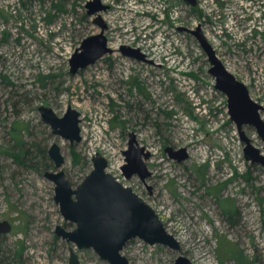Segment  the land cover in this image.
<instances>
[{
    "label": "rangeland",
    "instance_id": "rangeland-1",
    "mask_svg": "<svg viewBox=\"0 0 264 264\" xmlns=\"http://www.w3.org/2000/svg\"><path fill=\"white\" fill-rule=\"evenodd\" d=\"M89 0H0V256L9 264H68L70 249L80 264H109L92 248H78L57 236L64 220L54 200V171L48 147L64 158L58 170L75 187L92 170V157L106 158V171L146 201L180 250L129 240L121 253L130 264H174L181 254L192 264H264V170L243 156L244 143L230 120L227 97L214 87L210 63L194 35L200 25L224 66L246 84L264 107V0H101L109 7L87 13ZM113 49L70 72L69 59L82 40L100 32ZM127 45L145 59L124 55ZM63 116L79 112L80 141L54 134L38 108ZM264 120V110L260 111ZM34 151L45 149L48 167L17 161L8 151L16 139ZM21 130V136L19 135ZM252 144L264 150L252 126ZM150 152L151 175L142 181L122 171L123 151ZM185 148L178 162L166 147ZM34 155V154H33ZM237 220L231 224L220 202ZM18 252L19 256H15ZM15 256V257H14ZM22 262V263H20Z\"/></svg>",
    "mask_w": 264,
    "mask_h": 264
},
{
    "label": "water",
    "instance_id": "water-1",
    "mask_svg": "<svg viewBox=\"0 0 264 264\" xmlns=\"http://www.w3.org/2000/svg\"><path fill=\"white\" fill-rule=\"evenodd\" d=\"M184 1L191 6L196 5V0ZM85 6L89 15L109 7L101 0H89ZM94 23L100 27V32L84 38L75 49L69 59L71 73H76L78 69L85 68L103 55L113 52L107 45L104 35L107 24L100 14L96 15ZM182 29L196 37L207 55L210 63L208 72L214 77V87L226 95L229 118L235 123L240 140L244 143V159L250 163L260 164L264 170V150L252 144L244 130V126H252L261 138L264 149V120L260 115L264 107L250 97L246 84L224 66L200 25L194 29ZM119 50L124 55L145 59L144 53L136 48L121 45ZM38 110L42 121L50 126L54 134L62 136L70 143L81 140L78 111L68 107L63 116H58L47 106H40ZM134 144L136 141L131 135L128 148L123 151L125 163L122 171L126 178L136 174L144 181L151 175L145 163L150 157V152L141 146L135 147ZM164 150L170 158L178 162L188 156L184 147L174 149L168 146ZM47 154L57 170L45 171L44 176L55 185L54 200L64 220L74 224L70 230L57 225L55 229L57 236L74 243L78 248H92L109 264H130L121 251L133 238H139L149 245L160 244L175 251L180 250V243L166 230L156 211L131 187L123 185L106 171L108 163L105 157L96 153L92 157V170L73 187L64 171L58 170L64 162L58 144L53 142L48 147ZM10 230L11 224L8 221H0L1 234H8ZM68 264H80L72 248ZM174 264L192 263L187 257L179 254Z\"/></svg>",
    "mask_w": 264,
    "mask_h": 264
},
{
    "label": "trees",
    "instance_id": "trees-1",
    "mask_svg": "<svg viewBox=\"0 0 264 264\" xmlns=\"http://www.w3.org/2000/svg\"><path fill=\"white\" fill-rule=\"evenodd\" d=\"M18 123H13L12 125V135L14 136V138L16 139V143L14 145V149L17 147V146H21L17 148V151L14 152V151H8L9 153H11V155L14 156V158L17 160V161H22L23 163H26L28 165H36V166H39L40 164L43 163L44 165V168H47L48 167V163H47V156H46V153H45V149L44 148H41L39 146H35L34 147V151H30V147H26L25 145L21 144V141H20V137L17 139L15 137V134H14V131L16 130V127H17ZM19 135L21 136V130L19 129ZM34 154V155H33ZM227 206H230L227 202V200H222L220 202V207L223 209V214L227 217V220L231 223V224H234L237 220L234 219V215L236 214V210L234 208H230L228 210V208H226ZM15 256H19V253L16 252L15 253ZM14 256V257H15ZM0 263L1 264H9L5 259L4 257L0 256ZM22 263V262H20Z\"/></svg>",
    "mask_w": 264,
    "mask_h": 264
},
{
    "label": "bare ground",
    "instance_id": "bare-ground-1",
    "mask_svg": "<svg viewBox=\"0 0 264 264\" xmlns=\"http://www.w3.org/2000/svg\"><path fill=\"white\" fill-rule=\"evenodd\" d=\"M102 2V1H101ZM104 4V3H103ZM109 6V5H108ZM108 161V160H107ZM177 240V239H176ZM178 241V240H177ZM179 242V241H178Z\"/></svg>",
    "mask_w": 264,
    "mask_h": 264
},
{
    "label": "flooded vegetation",
    "instance_id": "flooded-vegetation-1",
    "mask_svg": "<svg viewBox=\"0 0 264 264\" xmlns=\"http://www.w3.org/2000/svg\"><path fill=\"white\" fill-rule=\"evenodd\" d=\"M9 223H10V222H9ZM0 235H5V234H1V233H0Z\"/></svg>",
    "mask_w": 264,
    "mask_h": 264
}]
</instances>
